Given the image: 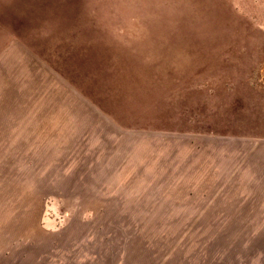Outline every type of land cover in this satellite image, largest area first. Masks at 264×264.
Here are the masks:
<instances>
[{"label": "rangeland", "instance_id": "1", "mask_svg": "<svg viewBox=\"0 0 264 264\" xmlns=\"http://www.w3.org/2000/svg\"><path fill=\"white\" fill-rule=\"evenodd\" d=\"M0 264H264V0H0Z\"/></svg>", "mask_w": 264, "mask_h": 264}]
</instances>
